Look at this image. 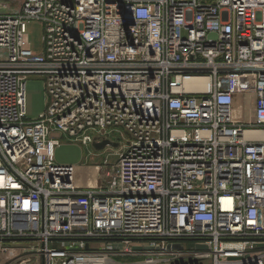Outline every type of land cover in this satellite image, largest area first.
<instances>
[{
    "label": "built area",
    "instance_id": "1",
    "mask_svg": "<svg viewBox=\"0 0 264 264\" xmlns=\"http://www.w3.org/2000/svg\"><path fill=\"white\" fill-rule=\"evenodd\" d=\"M28 22L43 28L40 54ZM30 76L46 90L34 121ZM119 132L99 183L77 186L55 162L61 139ZM0 252L264 264V0H0Z\"/></svg>",
    "mask_w": 264,
    "mask_h": 264
},
{
    "label": "rangeland",
    "instance_id": "2",
    "mask_svg": "<svg viewBox=\"0 0 264 264\" xmlns=\"http://www.w3.org/2000/svg\"><path fill=\"white\" fill-rule=\"evenodd\" d=\"M27 35L31 50L40 54L43 49V28L37 22L27 23ZM44 81L41 77L30 76L25 82V112L26 120L34 121L46 108V92ZM127 136L122 133L114 135L116 147H107L101 151H95L91 145L82 146L79 143L61 139L55 148V162L58 165L74 166L76 168L77 186L94 184L97 167L102 160L107 159L110 167H114L118 161V155L122 152ZM101 173V172H100ZM101 176V175H100ZM5 261V255L0 252V264Z\"/></svg>",
    "mask_w": 264,
    "mask_h": 264
},
{
    "label": "water",
    "instance_id": "3",
    "mask_svg": "<svg viewBox=\"0 0 264 264\" xmlns=\"http://www.w3.org/2000/svg\"><path fill=\"white\" fill-rule=\"evenodd\" d=\"M131 23V21H130ZM215 36L212 34L210 35V38H214ZM117 144L111 143L109 141H103L102 143L99 144H93V148L95 151H101L103 149H105L106 147H116ZM178 248H180V246H177ZM198 249H204L203 247H198Z\"/></svg>",
    "mask_w": 264,
    "mask_h": 264
},
{
    "label": "bare ground",
    "instance_id": "4",
    "mask_svg": "<svg viewBox=\"0 0 264 264\" xmlns=\"http://www.w3.org/2000/svg\"><path fill=\"white\" fill-rule=\"evenodd\" d=\"M193 85H195L194 82H189V83H187L186 87H187V88H190V87H192Z\"/></svg>",
    "mask_w": 264,
    "mask_h": 264
},
{
    "label": "crops",
    "instance_id": "5",
    "mask_svg": "<svg viewBox=\"0 0 264 264\" xmlns=\"http://www.w3.org/2000/svg\"><path fill=\"white\" fill-rule=\"evenodd\" d=\"M90 184H92V183H90Z\"/></svg>",
    "mask_w": 264,
    "mask_h": 264
}]
</instances>
